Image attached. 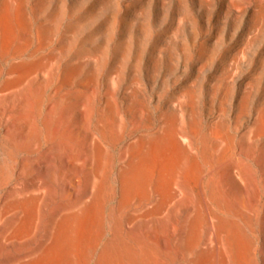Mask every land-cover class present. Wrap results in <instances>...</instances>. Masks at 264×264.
<instances>
[{
  "label": "rangeland",
  "instance_id": "374dc122",
  "mask_svg": "<svg viewBox=\"0 0 264 264\" xmlns=\"http://www.w3.org/2000/svg\"><path fill=\"white\" fill-rule=\"evenodd\" d=\"M14 4L0 34L1 79L35 66L34 58H9L21 48L18 24L44 31L43 21L54 20L57 38L71 25L74 43L107 44L106 66L120 45L162 107L166 168L161 185L158 135L143 141L141 171L123 192L106 178L54 225L34 200L4 212L0 264H264V0ZM15 100L23 104L20 94ZM146 199L148 222L137 211Z\"/></svg>",
  "mask_w": 264,
  "mask_h": 264
},
{
  "label": "bare ground",
  "instance_id": "6f19581e",
  "mask_svg": "<svg viewBox=\"0 0 264 264\" xmlns=\"http://www.w3.org/2000/svg\"><path fill=\"white\" fill-rule=\"evenodd\" d=\"M0 2L2 34L8 24L4 12L15 0ZM43 23L44 31L22 24L14 29L21 48L10 60L34 58V68L23 76L8 70L0 77V220L4 212L16 215L23 202L34 200L48 209L54 225L80 211L106 178L115 177L114 190L123 192L141 171L143 141L158 135L156 174L164 185L165 121L130 51L116 46L106 66L107 44L74 43L71 25L57 38L54 20ZM148 166L154 172L150 158ZM138 207L148 222L151 201Z\"/></svg>",
  "mask_w": 264,
  "mask_h": 264
}]
</instances>
